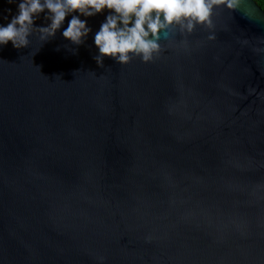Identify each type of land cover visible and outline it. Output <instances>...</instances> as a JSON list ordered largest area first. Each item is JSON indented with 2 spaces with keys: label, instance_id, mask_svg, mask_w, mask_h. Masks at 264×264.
<instances>
[{
  "label": "water",
  "instance_id": "1",
  "mask_svg": "<svg viewBox=\"0 0 264 264\" xmlns=\"http://www.w3.org/2000/svg\"><path fill=\"white\" fill-rule=\"evenodd\" d=\"M105 15L0 46V264H264V11L98 65Z\"/></svg>",
  "mask_w": 264,
  "mask_h": 264
},
{
  "label": "clouds",
  "instance_id": "2",
  "mask_svg": "<svg viewBox=\"0 0 264 264\" xmlns=\"http://www.w3.org/2000/svg\"><path fill=\"white\" fill-rule=\"evenodd\" d=\"M7 3L15 4L16 12L6 10L11 15L4 17L6 23H0V46L10 42L16 49L29 45L34 29L42 41H47L63 28V38L80 45L91 32L87 18L106 13L93 37L98 65L103 57L121 64L134 56L149 62L159 50L162 31L173 25L188 30L198 24L210 25L214 6L229 9L235 6V0H7ZM41 14L48 23L36 26ZM66 17L70 19L65 28Z\"/></svg>",
  "mask_w": 264,
  "mask_h": 264
},
{
  "label": "trees",
  "instance_id": "3",
  "mask_svg": "<svg viewBox=\"0 0 264 264\" xmlns=\"http://www.w3.org/2000/svg\"><path fill=\"white\" fill-rule=\"evenodd\" d=\"M254 2L264 11V0H254Z\"/></svg>",
  "mask_w": 264,
  "mask_h": 264
}]
</instances>
